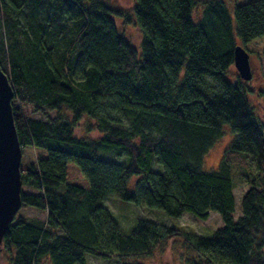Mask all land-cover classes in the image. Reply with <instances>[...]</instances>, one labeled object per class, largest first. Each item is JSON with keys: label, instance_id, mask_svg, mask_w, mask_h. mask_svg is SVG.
Masks as SVG:
<instances>
[{"label": "trees", "instance_id": "trees-1", "mask_svg": "<svg viewBox=\"0 0 264 264\" xmlns=\"http://www.w3.org/2000/svg\"><path fill=\"white\" fill-rule=\"evenodd\" d=\"M117 17L140 27V46ZM263 35L264 0L233 12L225 0H135L131 12L106 0H0V66L22 149L36 153L21 176L37 192H22V206L47 211L45 221L14 218L0 250L13 264H87L86 254L144 264L126 257L150 253L162 227L140 219L124 229L104 205L117 196L174 217L217 211L223 225L187 233L188 246L206 264H264V130L234 65L235 46ZM85 119L99 137L76 133ZM224 123L235 136L206 170ZM236 172L250 185L239 216Z\"/></svg>", "mask_w": 264, "mask_h": 264}, {"label": "rangeland", "instance_id": "rangeland-1", "mask_svg": "<svg viewBox=\"0 0 264 264\" xmlns=\"http://www.w3.org/2000/svg\"><path fill=\"white\" fill-rule=\"evenodd\" d=\"M251 0H225L231 12L234 11L235 3L242 4ZM111 6L119 7L126 12H131L135 0H106ZM201 4L196 5L194 14L198 17L201 13ZM117 23L120 30L133 42L137 47L140 46L142 39V31L140 27L133 21L124 22L122 18L117 17ZM239 44H242L239 42ZM250 54V63L253 72V77L249 81V85L253 88L252 92L248 93L249 101L253 106L254 112L259 121L260 128L264 130V35L253 39L245 44H242ZM235 67L229 70L228 75L235 77ZM13 103V102H12ZM13 105V104H12ZM19 111L27 116L39 119H45L46 116L34 109L27 103H18ZM51 116L54 112L49 113ZM89 126L87 119L81 121L75 131L79 136L99 137L101 133L98 130H88ZM235 133L230 123L222 125V133L205 154L203 168L212 170L219 167L221 158L226 146L233 140ZM112 157V156H111ZM115 158V156H114ZM246 160L253 164L250 158ZM124 161V158L120 159ZM36 161V153L33 147L26 146L22 149L21 172L26 169L32 162ZM159 169L160 165L155 163L153 166ZM237 174V175H236ZM235 173V215H241V200L245 191L249 188L239 175ZM22 192H37L35 188L29 185L22 184ZM106 205L115 215V218L120 226L124 229H130L135 224L137 225L140 219L153 220L162 227L163 238L159 239L152 247L151 252L143 256H128L127 261H138L144 264H206L205 255L199 253L187 244V233L194 235L211 236L213 232L223 225V220L219 212L211 211L207 219H201L195 216L192 212H185L180 217H174L167 214L160 208L149 207L146 205H138L132 201L122 199L117 196H109L106 198ZM23 218L31 222L45 221L47 211L35 207L22 206L16 213L15 219ZM173 226L175 231L171 235H167L166 230ZM120 258L117 254L107 256L105 258L98 257L92 254H86L87 264H120ZM0 264H13L10 258V253L6 249L0 250Z\"/></svg>", "mask_w": 264, "mask_h": 264}, {"label": "water", "instance_id": "water-1", "mask_svg": "<svg viewBox=\"0 0 264 264\" xmlns=\"http://www.w3.org/2000/svg\"><path fill=\"white\" fill-rule=\"evenodd\" d=\"M234 65L241 78L252 79L250 54L241 44L235 46ZM14 95L13 86L0 66V244L23 203L22 146L14 121Z\"/></svg>", "mask_w": 264, "mask_h": 264}]
</instances>
